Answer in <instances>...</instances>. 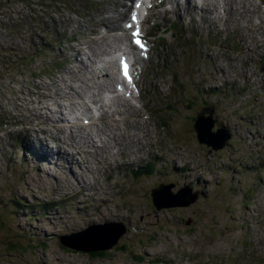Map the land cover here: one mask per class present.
I'll return each mask as SVG.
<instances>
[{"label": "rangeland", "instance_id": "rangeland-1", "mask_svg": "<svg viewBox=\"0 0 264 264\" xmlns=\"http://www.w3.org/2000/svg\"><path fill=\"white\" fill-rule=\"evenodd\" d=\"M69 1L0 0V25H5L0 26V136H13L11 149L0 154V264H264V70L256 66L252 71L259 77L245 81L239 62L230 68L226 58L236 54L224 40L230 36L239 46L252 48L258 39L254 27L235 37L222 28L209 46L200 39L201 45H195L194 50L176 40L171 45L165 41L156 73L149 74L147 85L140 81L141 114L128 127L140 130L134 135L125 126L119 130L115 125L113 133L108 130V135L98 134L106 145L100 154L103 157L97 158L102 163L88 160L87 172L70 159L73 167L61 166L60 161L49 157L51 151L48 158L44 157L47 165L39 162L34 155L38 153L26 148L23 135L26 127L32 126L26 120H32L30 113L40 116L39 110L44 109L50 115L49 109L57 110L55 105L66 109L70 99L76 106L70 111L80 118H84L86 101L117 105L90 74L80 76L79 70L75 71L84 53L67 58L65 50L74 44L60 50L59 45H46L44 53L31 62L16 64L22 55V42L33 38L36 28L40 37L44 34L38 24L35 27V17L43 18L39 21L43 26L50 22L67 25L71 18L62 7ZM108 1L111 7L117 4ZM91 14L98 18L96 10ZM261 15L264 20V13ZM16 24L20 27L13 32L11 26ZM61 34L58 32L55 39L59 40ZM195 35L201 37L200 33ZM41 38L47 41L45 35ZM78 38L79 43L86 39ZM217 55L220 68L215 64L216 68L225 77L210 76V83L208 66L201 65L200 58L213 56L215 63ZM57 58L62 59L61 72L54 75ZM52 76L59 82L45 94L43 85L51 82L48 80ZM41 97L55 101L43 106ZM130 104L135 113V104ZM205 105L215 106V118L231 132L229 144L217 152L199 144L193 130L195 112ZM13 116L12 123L24 120V126H4ZM73 125H79L74 139L78 145H62L63 151L75 155L76 147L80 149L83 143L80 135L87 134L93 135L98 147L93 128L82 125L81 120ZM37 130L48 140L53 138V144H61L49 127L42 125ZM137 138L141 142L130 141ZM40 140L48 147L45 137ZM116 143L126 152H117ZM130 145L133 147L128 148ZM3 146L0 144V149ZM122 153L129 158L124 160ZM129 160L140 162L142 167L153 164L155 171L136 177L133 172L138 167L135 163L131 167V162L125 165ZM98 168L110 174L112 169L116 175L104 180L105 174H99ZM160 182L173 184L172 193L189 186L192 192L199 191L201 198L188 206L157 209L150 193ZM173 196H163L162 203L182 199ZM106 222L117 223L114 229L125 228V232L112 249L103 251L107 239L94 237L96 227ZM79 231L83 232L81 236H71ZM83 242L91 246L86 251L95 246L103 249L98 251L103 255L92 256L94 250L77 252L74 247Z\"/></svg>", "mask_w": 264, "mask_h": 264}, {"label": "water", "instance_id": "water-1", "mask_svg": "<svg viewBox=\"0 0 264 264\" xmlns=\"http://www.w3.org/2000/svg\"><path fill=\"white\" fill-rule=\"evenodd\" d=\"M213 109H203L200 114L197 115V120L194 125L195 132L197 133V140L200 144H205L207 147L211 148L212 150H220L223 147H225V144L227 140L230 138V133L228 130L224 129L223 127H219L220 124L216 121V119H213ZM208 113V116L206 117L205 114ZM218 126V129L216 131H212V128L214 124ZM208 125V130H205L204 128ZM203 128V129H202ZM172 184L164 185L160 184L157 188H154L151 191V198L154 205L157 207V209L161 208H171V207H181V206H188L190 203L195 202L198 199L199 193H190L189 188H181L178 190L176 194L171 193ZM173 195H178L182 198L178 202L174 203H162L163 201L161 198L163 196L166 197H174ZM107 224H99V227H96V233L94 239L98 236H105L107 239V246L103 249H96L95 246L89 251L94 250L95 252H98L100 250L106 251L114 247L117 242L120 240L119 237L125 232L124 229L115 230V224L117 223H111L106 222ZM121 225V224H119ZM123 226V225H121ZM124 227V226H123ZM91 226L87 229L89 230ZM113 228V232L111 230ZM94 230V228H93ZM103 232V233H101ZM92 233V231H91ZM83 232L75 233L71 236H81ZM67 236H65L66 238ZM70 238V237H69ZM119 239V240H118ZM90 249L91 246L87 245L85 242L79 243L78 247H74L75 250L78 252H83V250L86 251V248ZM88 250V249H87ZM89 251H86L85 253H88Z\"/></svg>", "mask_w": 264, "mask_h": 264}, {"label": "bare ground", "instance_id": "bare-ground-1", "mask_svg": "<svg viewBox=\"0 0 264 264\" xmlns=\"http://www.w3.org/2000/svg\"><path fill=\"white\" fill-rule=\"evenodd\" d=\"M185 6H189V5H185ZM185 6L184 7H181V9H179L178 10V14L179 15H182V14H184L187 10L185 9ZM123 14V13H122ZM41 17V16H40ZM105 18H106V20L107 21H110L111 22V16H108V15H105ZM203 23H204V21H203ZM0 26H5L4 24H2V25H0ZM12 28H14V29H17L18 27H20L18 24H16V25H13V26H11ZM97 27H98V24H93V29L92 30H96L97 29ZM103 28H104V35L105 36H110L111 35V33L112 32H114V31H116V30H114V28H112V24H109V23H106L105 22V24H103V26H102ZM11 28V30L13 31V32H15L13 29ZM144 28H146L147 30H149V31H153L154 32V29H152V27L150 26V25H147L146 23H145V21H141V23H140V29L141 30H144ZM111 29H113V30H111ZM262 29H263V22H260L258 25H257V27L254 29L255 31H257L258 33H259V35H260V38H258L257 39V41H258V43H257V47H262V45L264 44V31H262ZM123 38L124 39H126V37L123 35ZM110 47L105 51V52H96V53H94L93 55H94V58L96 59V60H98V61H102L105 57H107V56H110V55H112V54H114L115 52L116 53H118L119 54V49H118V44H116L115 43V41H110ZM1 51L2 52H4L2 49H1ZM245 54H248V52L246 51L245 52ZM21 57L19 58V56H18V60H17V62H16V64L18 65H22V64H24L25 62H26V58H25V55L24 54H22V55H20ZM85 56H86V58H88V53L87 52H85ZM220 56L219 55H217V58H219ZM88 60V59H87ZM138 62V64H143V62L142 61H137ZM220 71L221 72H223L221 69H220ZM108 72L110 73V74H107L106 73V76L108 75V76H111V75H116L112 70H110V69H108ZM252 76V74L250 73L249 74V77H251ZM242 77V76H241ZM243 78V77H242ZM247 78V76H245L243 79H245V80H247L246 79ZM234 84H235V82H234ZM52 99V98H51ZM50 99V100H51ZM49 100V99H48ZM52 104V103H51ZM48 105V104H47ZM56 106V105H55ZM38 113V112H37ZM37 113H35V114H37ZM41 114V113H40ZM116 122H123V121H127V122H129V120L126 118V117H124V116H121V117H117L116 119ZM121 128V126H119L118 127V129L119 130H121L120 129ZM127 130V129H126ZM83 139V138H82ZM139 139V138H138ZM94 142H93V140H92V138L89 136V140H87V142H85V143H83V144H87L86 146H88V145H90V144H93ZM77 145V144H76ZM105 147H106V145H104ZM117 147H119L118 148V150H117V152H126V150L124 149V150H121L120 149V145H118L117 144ZM128 148H130V146L128 147ZM58 152V151H57ZM64 153L67 155V153L64 151ZM55 154V153H54ZM56 155V154H55ZM122 155V158L124 159V158H126V159H128L129 158V154H127V153H122L121 154ZM68 156V155H67ZM123 156H125V157H123ZM49 157H52L51 155L49 156ZM45 158H48V156H46ZM52 159H54V160H56V161H58V158H57V156L54 158V157H52ZM125 160V159H124ZM41 161H43L44 162V159L43 160H41ZM129 162H131L132 164L133 163H135V165L138 167L136 170L134 169V172L136 173V177H140V175L138 174V173H140L141 174V177L142 176H147V174H149L153 169H146V168H143L142 167V164H140V162H132V161H127L126 162V165H127V163H129ZM47 163H48V159H47V161L46 162H44V164L45 165H47ZM54 163V162H53ZM101 163V162H100ZM55 164V163H54ZM65 165H64V167H66V166H69V162L68 161H65V163H64ZM109 165H111V163L109 164ZM92 168V167H91ZM142 171H144V173H142ZM104 172H106L107 174H109L110 175V172H108L107 170H104ZM83 183V187H85L87 184L83 181L82 182ZM93 230V229H92ZM91 230V231H92ZM101 233H103V232H101Z\"/></svg>", "mask_w": 264, "mask_h": 264}, {"label": "trees", "instance_id": "trees-1", "mask_svg": "<svg viewBox=\"0 0 264 264\" xmlns=\"http://www.w3.org/2000/svg\"><path fill=\"white\" fill-rule=\"evenodd\" d=\"M27 61H29V62H31L30 60H27ZM149 169H152V166L151 165H149V167H148ZM103 253L104 252H94V253H91V255L92 256H101V255H103Z\"/></svg>", "mask_w": 264, "mask_h": 264}, {"label": "snow or ice", "instance_id": "snow-or-ice-1", "mask_svg": "<svg viewBox=\"0 0 264 264\" xmlns=\"http://www.w3.org/2000/svg\"><path fill=\"white\" fill-rule=\"evenodd\" d=\"M139 5H137V7H138ZM133 19H135V16H133ZM138 33H134L133 35H137ZM136 43L137 44H139V41H136ZM125 76L127 77V72H126V70H125Z\"/></svg>", "mask_w": 264, "mask_h": 264}]
</instances>
